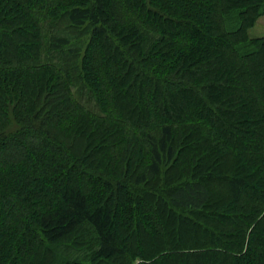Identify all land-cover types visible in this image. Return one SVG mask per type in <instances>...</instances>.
<instances>
[{"label":"trees","instance_id":"obj_1","mask_svg":"<svg viewBox=\"0 0 264 264\" xmlns=\"http://www.w3.org/2000/svg\"><path fill=\"white\" fill-rule=\"evenodd\" d=\"M264 0H0V264H264Z\"/></svg>","mask_w":264,"mask_h":264},{"label":"rangeland","instance_id":"obj_2","mask_svg":"<svg viewBox=\"0 0 264 264\" xmlns=\"http://www.w3.org/2000/svg\"><path fill=\"white\" fill-rule=\"evenodd\" d=\"M250 34L253 37L262 36L264 34V18H261L260 20H258L253 30L250 31Z\"/></svg>","mask_w":264,"mask_h":264}]
</instances>
